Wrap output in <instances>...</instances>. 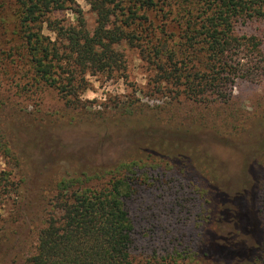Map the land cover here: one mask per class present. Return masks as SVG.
<instances>
[{
	"label": "rangeland",
	"instance_id": "obj_1",
	"mask_svg": "<svg viewBox=\"0 0 264 264\" xmlns=\"http://www.w3.org/2000/svg\"><path fill=\"white\" fill-rule=\"evenodd\" d=\"M75 5L92 28L94 13L85 0L66 1L50 17L72 22ZM18 11L15 0H0L6 34ZM233 33L264 35V20L236 22ZM115 48L123 55L124 68L84 75L85 89L78 95L85 110L65 106L53 88H35L18 78L14 71L20 69L19 61L0 73L6 79L0 81V94L21 108L1 114L19 164L5 165L0 158V168L18 184L17 194L0 211V264H22L32 252L46 198L58 178L126 158L145 160L165 137L178 138L185 154L196 150V169L188 166L177 175L178 168L161 163L156 169L165 173L162 182L152 178L126 200L134 225L131 264H247L257 220L256 191L264 178V78L237 79L225 103H167L150 89L153 70L137 49L123 43ZM261 53L264 60V43ZM128 104L134 109L142 105V114H126ZM145 116L156 119L158 127L149 126ZM203 148L208 154L201 157ZM176 175L183 179L179 186L171 180Z\"/></svg>",
	"mask_w": 264,
	"mask_h": 264
},
{
	"label": "trees",
	"instance_id": "obj_2",
	"mask_svg": "<svg viewBox=\"0 0 264 264\" xmlns=\"http://www.w3.org/2000/svg\"><path fill=\"white\" fill-rule=\"evenodd\" d=\"M15 1L19 11L7 34L0 16V73L6 74L5 69L18 66L19 61L21 67L14 71L18 78H26L35 88H53L65 106L78 111L87 108L78 95L85 89L87 72L124 68L123 55L115 48L121 43L137 49L140 59L153 70L150 89L164 95L167 103H225L237 79L257 82L264 78V35L233 33L236 22L264 20V0H85L94 13L92 28H87L77 5L72 22L50 17L73 0ZM0 81L6 83L1 76ZM127 108L132 106H124L131 116L143 111L142 105ZM20 110L0 94V158L16 167L18 154L1 114ZM144 119L149 126L159 125L153 117ZM165 138L145 160L126 158L109 167L96 166L58 178L46 198L33 250L22 264H131L134 225L126 200L140 184L152 178L162 182L165 173L156 169L161 163L178 168L177 175H183L188 166L196 167L192 166L196 150L185 154L186 146L178 138ZM205 154L207 148L200 156ZM207 168L205 173H209ZM177 175L171 180L179 186L183 179ZM17 189L10 172L0 168V211ZM256 203L247 264H264V178ZM202 248H206L204 241Z\"/></svg>",
	"mask_w": 264,
	"mask_h": 264
}]
</instances>
